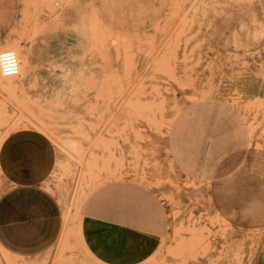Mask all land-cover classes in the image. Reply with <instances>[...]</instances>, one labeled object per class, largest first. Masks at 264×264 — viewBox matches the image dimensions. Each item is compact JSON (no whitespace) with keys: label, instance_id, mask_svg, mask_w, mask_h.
Segmentation results:
<instances>
[{"label":"rangeland","instance_id":"1","mask_svg":"<svg viewBox=\"0 0 264 264\" xmlns=\"http://www.w3.org/2000/svg\"><path fill=\"white\" fill-rule=\"evenodd\" d=\"M16 40L32 56L0 83V143L51 148L63 227L32 255L0 245V264H104L88 211L158 231L136 264H264V207L234 216L264 204V0H0V47Z\"/></svg>","mask_w":264,"mask_h":264},{"label":"crops","instance_id":"2","mask_svg":"<svg viewBox=\"0 0 264 264\" xmlns=\"http://www.w3.org/2000/svg\"><path fill=\"white\" fill-rule=\"evenodd\" d=\"M55 161L49 146L24 132L0 143V171L13 183L0 193V245L15 255H32L61 234L63 213L48 187ZM126 212L81 214L78 229L88 252L104 264H136L157 247L160 234Z\"/></svg>","mask_w":264,"mask_h":264},{"label":"clouds","instance_id":"3","mask_svg":"<svg viewBox=\"0 0 264 264\" xmlns=\"http://www.w3.org/2000/svg\"><path fill=\"white\" fill-rule=\"evenodd\" d=\"M27 72L22 58L15 49H4L0 47V80L26 78ZM35 86V85H33ZM264 204L258 200H248L235 210V218L247 220L255 215Z\"/></svg>","mask_w":264,"mask_h":264},{"label":"bare ground","instance_id":"4","mask_svg":"<svg viewBox=\"0 0 264 264\" xmlns=\"http://www.w3.org/2000/svg\"><path fill=\"white\" fill-rule=\"evenodd\" d=\"M18 44H19L18 40H16L14 42V44H12V45H4L2 47L3 48H10V49L17 50L18 54L21 57V50H20V47L18 46ZM31 56H32V52L30 50L24 52V56L22 58V61H23L24 65H25V69H28V67H29V62L31 60ZM0 83L1 84H6L11 89L16 87L15 80L4 79V80H0Z\"/></svg>","mask_w":264,"mask_h":264},{"label":"built area","instance_id":"5","mask_svg":"<svg viewBox=\"0 0 264 264\" xmlns=\"http://www.w3.org/2000/svg\"><path fill=\"white\" fill-rule=\"evenodd\" d=\"M4 49H10V48H4Z\"/></svg>","mask_w":264,"mask_h":264}]
</instances>
